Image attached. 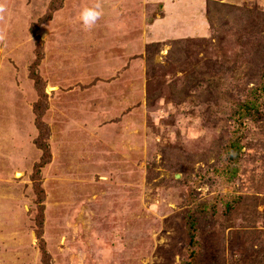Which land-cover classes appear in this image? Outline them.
<instances>
[{
    "label": "rangeland",
    "instance_id": "1",
    "mask_svg": "<svg viewBox=\"0 0 264 264\" xmlns=\"http://www.w3.org/2000/svg\"><path fill=\"white\" fill-rule=\"evenodd\" d=\"M263 77L264 0H0V264H264Z\"/></svg>",
    "mask_w": 264,
    "mask_h": 264
},
{
    "label": "trees",
    "instance_id": "2",
    "mask_svg": "<svg viewBox=\"0 0 264 264\" xmlns=\"http://www.w3.org/2000/svg\"><path fill=\"white\" fill-rule=\"evenodd\" d=\"M263 80H264V77H263ZM262 92H264V81H263V85L249 90L247 97L242 99V103L239 102L236 104L238 109L237 111L235 110L234 112L237 113L239 111V114L243 118V116L248 115L251 111L256 110L258 108V105L256 102V96ZM252 116H250L251 119H253ZM240 124L241 123H238L239 126ZM234 133L237 134L236 137L240 135L237 130ZM241 156L242 154L240 151V146L238 145L237 140L234 139L233 144L230 143L229 146H225L223 148L222 154L219 156V158L222 159L223 164L218 169L216 168V170H214L215 175L219 177H223L224 179L232 180L237 170L235 163H237V161L239 160V158H241ZM237 199L239 200V198ZM199 204L201 205V210L204 209V212L208 211V208L205 207V205H208V204L205 203L204 205L203 202H200ZM224 204L227 210L232 208V204H230V202L227 201V202H224ZM211 207L214 208V205H211ZM192 223H194V220L191 219L190 226H189L190 236L188 237V247H187L186 259L183 261V264H197L196 259L198 255V248H196L197 244H196L195 236L192 232V229H193Z\"/></svg>",
    "mask_w": 264,
    "mask_h": 264
},
{
    "label": "clouds",
    "instance_id": "3",
    "mask_svg": "<svg viewBox=\"0 0 264 264\" xmlns=\"http://www.w3.org/2000/svg\"><path fill=\"white\" fill-rule=\"evenodd\" d=\"M99 4L92 7H84L79 12V20L85 29L91 28L101 16Z\"/></svg>",
    "mask_w": 264,
    "mask_h": 264
}]
</instances>
